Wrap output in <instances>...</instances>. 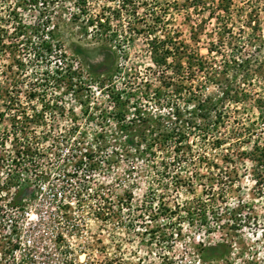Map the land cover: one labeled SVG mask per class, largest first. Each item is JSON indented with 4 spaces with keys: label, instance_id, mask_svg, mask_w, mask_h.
<instances>
[{
    "label": "rangeland",
    "instance_id": "374dc122",
    "mask_svg": "<svg viewBox=\"0 0 264 264\" xmlns=\"http://www.w3.org/2000/svg\"><path fill=\"white\" fill-rule=\"evenodd\" d=\"M0 264H264V0H0Z\"/></svg>",
    "mask_w": 264,
    "mask_h": 264
},
{
    "label": "trees",
    "instance_id": "16d2710c",
    "mask_svg": "<svg viewBox=\"0 0 264 264\" xmlns=\"http://www.w3.org/2000/svg\"><path fill=\"white\" fill-rule=\"evenodd\" d=\"M151 41L153 42L151 49L153 63L157 64L160 68V74H164L165 79H168V81L173 78L183 79L186 76V69L189 68L191 70L194 65L204 67L208 62L189 45L181 41L176 42L172 37H165L164 39L152 37ZM184 57L186 58V66H183L181 62ZM168 69L175 71L177 76L174 77L167 73ZM191 75H193V71H191ZM24 109L25 107H19L20 112H24Z\"/></svg>",
    "mask_w": 264,
    "mask_h": 264
}]
</instances>
